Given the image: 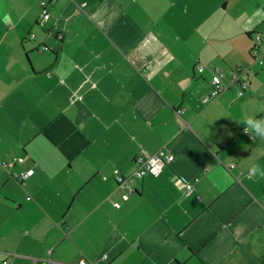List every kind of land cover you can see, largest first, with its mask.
<instances>
[{"label": "crops", "instance_id": "crops-1", "mask_svg": "<svg viewBox=\"0 0 264 264\" xmlns=\"http://www.w3.org/2000/svg\"><path fill=\"white\" fill-rule=\"evenodd\" d=\"M39 3L0 0V264H264V0Z\"/></svg>", "mask_w": 264, "mask_h": 264}, {"label": "built area", "instance_id": "built-area-1", "mask_svg": "<svg viewBox=\"0 0 264 264\" xmlns=\"http://www.w3.org/2000/svg\"><path fill=\"white\" fill-rule=\"evenodd\" d=\"M55 0H40V17L41 22L44 23L50 19V12L48 10V5L50 2ZM85 3H82L81 6H84ZM252 56L256 58L258 62L261 64L263 63L262 57L264 56V34L262 33H255L253 35V47L251 50ZM197 69L199 71H202L204 69V66L201 64L197 65ZM247 73V71L242 69H236L230 72V84L237 85L238 86V94L240 96L244 95L246 90L249 87V81L248 79L243 77V74ZM223 73L216 69L215 73L212 76L211 79V89L210 91L204 96L203 102L205 104L211 102L212 100L219 97V95L226 89L225 84L222 81ZM250 137H253L252 135ZM253 139V138H252ZM163 151L155 154V155H147L142 153L138 157V167L135 170L133 174L130 176H124L122 175L119 170H114V177L118 184L125 185V184H132L135 181L139 179L145 178L147 175L156 176L159 174L163 166L166 162H170L173 160V155H168L166 158H162ZM23 157H15L12 162H23ZM34 173V169H29L28 171L21 174L22 181L31 176ZM106 179V177H104ZM186 188L189 192L192 191V185L187 184ZM130 192H134V189L131 188ZM264 203V199L262 200ZM116 207H119L120 205L118 203L115 204ZM49 261H36L34 264H49ZM2 264H11L8 259H4ZM78 264H98L96 262H88L86 259H81Z\"/></svg>", "mask_w": 264, "mask_h": 264}, {"label": "clouds", "instance_id": "clouds-1", "mask_svg": "<svg viewBox=\"0 0 264 264\" xmlns=\"http://www.w3.org/2000/svg\"><path fill=\"white\" fill-rule=\"evenodd\" d=\"M244 123L247 125V128H244L245 133L251 129L255 132V136L264 138V119H254L252 117L247 118ZM255 139V137H251ZM251 177H264V168L259 167L258 165H253L249 169Z\"/></svg>", "mask_w": 264, "mask_h": 264}, {"label": "trees", "instance_id": "trees-1", "mask_svg": "<svg viewBox=\"0 0 264 264\" xmlns=\"http://www.w3.org/2000/svg\"><path fill=\"white\" fill-rule=\"evenodd\" d=\"M245 132V131H244Z\"/></svg>", "mask_w": 264, "mask_h": 264}]
</instances>
